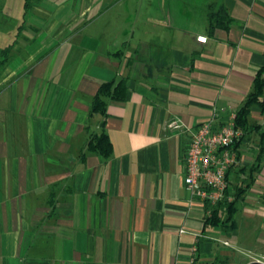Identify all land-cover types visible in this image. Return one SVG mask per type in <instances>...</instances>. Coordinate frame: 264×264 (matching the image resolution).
Segmentation results:
<instances>
[{
  "label": "crops",
  "instance_id": "0c3cea01",
  "mask_svg": "<svg viewBox=\"0 0 264 264\" xmlns=\"http://www.w3.org/2000/svg\"><path fill=\"white\" fill-rule=\"evenodd\" d=\"M24 1L0 0V264L264 255L259 108L228 171L229 192L248 184L229 221L207 223L183 183L189 130L235 115L264 64V0ZM217 8L231 22L211 31ZM120 78L125 99L90 115L100 83ZM100 132L108 156L88 149Z\"/></svg>",
  "mask_w": 264,
  "mask_h": 264
},
{
  "label": "built area",
  "instance_id": "2783aa9c",
  "mask_svg": "<svg viewBox=\"0 0 264 264\" xmlns=\"http://www.w3.org/2000/svg\"><path fill=\"white\" fill-rule=\"evenodd\" d=\"M196 38L199 41L206 40L204 35H197ZM234 116L219 126L215 125L214 118H210L189 130L184 153L183 183L192 194L210 205L233 199V194L229 192L228 171L238 163V153L233 144L242 134L235 127ZM168 126L180 128L181 123L171 120ZM223 243L228 245L227 241ZM193 259L194 256L188 262L176 264H192ZM256 259L264 262V255Z\"/></svg>",
  "mask_w": 264,
  "mask_h": 264
},
{
  "label": "trees",
  "instance_id": "16d2710c",
  "mask_svg": "<svg viewBox=\"0 0 264 264\" xmlns=\"http://www.w3.org/2000/svg\"><path fill=\"white\" fill-rule=\"evenodd\" d=\"M31 0L24 1L25 9L29 8ZM231 18L227 12L222 8L216 10L211 9L209 12V28L212 31L216 27H223L227 29ZM127 94L126 79L120 78L113 81H103L100 83L96 95L92 99V106L90 115L99 113L106 115V107L108 100H124ZM259 108L261 115L264 117V64L257 70L255 78L252 83L251 90L246 94L244 101L235 112L234 124L242 132L241 136L233 144V148L237 150L240 142L250 133L252 128H260V124L250 123L249 117L251 115L252 107ZM261 141L264 140V130L260 132ZM88 149L97 151L104 156L110 153V141L106 133L100 132L92 135L88 141ZM251 173V172H250ZM249 173V174H250ZM246 186L236 187L233 194V199L229 202L221 201L215 205L207 206L210 210V215L207 216L206 222L212 225L223 226L225 222L231 219L232 211L234 210V203L242 195Z\"/></svg>",
  "mask_w": 264,
  "mask_h": 264
},
{
  "label": "water",
  "instance_id": "95a60500",
  "mask_svg": "<svg viewBox=\"0 0 264 264\" xmlns=\"http://www.w3.org/2000/svg\"><path fill=\"white\" fill-rule=\"evenodd\" d=\"M245 264H264V262L258 259H252L250 261H247Z\"/></svg>",
  "mask_w": 264,
  "mask_h": 264
},
{
  "label": "rangeland",
  "instance_id": "374dc122",
  "mask_svg": "<svg viewBox=\"0 0 264 264\" xmlns=\"http://www.w3.org/2000/svg\"><path fill=\"white\" fill-rule=\"evenodd\" d=\"M238 255H244L246 251H239V250H234Z\"/></svg>",
  "mask_w": 264,
  "mask_h": 264
}]
</instances>
